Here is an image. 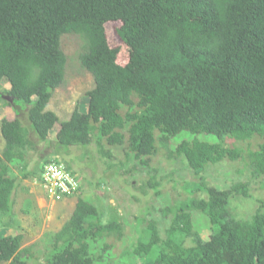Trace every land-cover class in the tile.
Masks as SVG:
<instances>
[{
	"label": "trees",
	"instance_id": "trees-1",
	"mask_svg": "<svg viewBox=\"0 0 264 264\" xmlns=\"http://www.w3.org/2000/svg\"><path fill=\"white\" fill-rule=\"evenodd\" d=\"M65 33L83 38L78 59L94 85L85 93L86 108L59 121L46 107L64 80ZM0 99L14 111L0 115L2 216L11 214L20 182L11 168L23 178L40 177L51 159L28 168L36 147L30 133L47 142L59 121V145L95 141L106 157V144L123 145L126 157L147 164L158 141L167 158H183L196 175L181 187V198L160 207L169 218L163 237L152 218L142 238L123 246L128 264L135 257L141 264H264V200L248 218L236 217L230 198L247 195V184L219 188L201 174L210 164L242 159L264 189V0H0ZM183 131L214 140L181 137L168 147ZM77 194L42 259L35 243L22 246L21 233L2 234L0 263L93 264L97 238L106 239L100 253L110 250L123 238L124 223L117 216L104 221L100 208Z\"/></svg>",
	"mask_w": 264,
	"mask_h": 264
},
{
	"label": "rangeland",
	"instance_id": "rangeland-1",
	"mask_svg": "<svg viewBox=\"0 0 264 264\" xmlns=\"http://www.w3.org/2000/svg\"><path fill=\"white\" fill-rule=\"evenodd\" d=\"M114 27V23L106 26L111 44L118 42ZM83 42V38L76 33H65L60 37V46L66 56L64 80L53 91L46 107L56 113L59 121L67 119L74 108H86L85 93L94 85L92 74L80 65L78 59ZM1 83L4 88L9 86L6 79H2ZM5 112L10 115L14 111L3 106V100L0 99V115ZM18 116L28 127L25 110H19ZM59 121L50 130L47 142L39 141L33 132L30 133L32 139L36 141V147L31 153L28 168L33 169L36 163H41L46 158L59 159L68 164L77 173L82 184L78 194L100 208L104 221L117 216L125 225L123 238L116 241L110 250L99 252L101 244L106 239L97 238L95 245L91 243L90 250L95 257L93 264H125L122 262L128 264L129 260L122 257L123 246L134 242L137 237L142 238V228L146 225V221L152 218L157 221L160 235L163 237L169 218L162 214L160 207L181 198L179 194L182 192L181 187L185 182L193 183L196 175L183 158L175 160L167 158L166 148L158 141H156L158 149L149 156L147 164L140 163L133 154L126 157L123 145L112 147L106 144L104 148L110 153L108 157L99 153L95 141L86 145H59L54 136ZM155 134L157 136L158 132L156 131ZM196 136L214 140L202 134L194 135L183 131L170 139L168 147H173L181 137ZM254 139L253 137L251 141L254 142ZM241 143L243 142L237 145L240 146ZM3 146L4 139L0 133V150ZM251 146L253 148V144ZM10 173L18 177L20 182L13 192L14 204L11 214L8 216L0 214V235L21 233L22 246L35 243L36 253L42 259L53 233L62 226L72 212L77 196L61 201L47 199L39 187V177L36 174L23 178L18 167H12ZM201 174L209 183L219 188H227L236 182L247 184V195H232L230 198V205L236 217L248 218L258 206L257 200H264L262 178L253 176L249 165L242 159L223 160L217 164H210ZM154 187L158 190L157 194L154 193ZM194 216L196 219L200 218L197 212ZM143 217L145 221L137 226V220ZM202 220L205 221L203 218ZM98 254L101 255L99 259H97ZM133 261L135 264L144 262L136 257ZM28 264H31L30 260Z\"/></svg>",
	"mask_w": 264,
	"mask_h": 264
},
{
	"label": "built area",
	"instance_id": "built-area-1",
	"mask_svg": "<svg viewBox=\"0 0 264 264\" xmlns=\"http://www.w3.org/2000/svg\"><path fill=\"white\" fill-rule=\"evenodd\" d=\"M38 184L43 196L54 201L75 196L82 187L77 173L55 158L43 164Z\"/></svg>",
	"mask_w": 264,
	"mask_h": 264
}]
</instances>
